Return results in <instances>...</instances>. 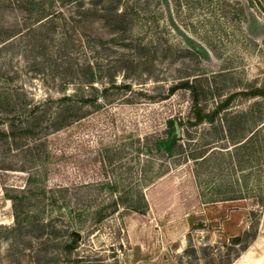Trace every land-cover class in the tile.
Here are the masks:
<instances>
[{"label":"rangeland","instance_id":"374dc122","mask_svg":"<svg viewBox=\"0 0 264 264\" xmlns=\"http://www.w3.org/2000/svg\"><path fill=\"white\" fill-rule=\"evenodd\" d=\"M184 80L205 112L246 115L235 132L264 121V0H0V264H264V157L252 144L233 165L228 139L208 146L191 93H170ZM74 94L81 119L53 132L48 114L28 153L4 136ZM176 118L186 152L161 157ZM7 191L24 206L16 231Z\"/></svg>","mask_w":264,"mask_h":264},{"label":"trees","instance_id":"16d2710c","mask_svg":"<svg viewBox=\"0 0 264 264\" xmlns=\"http://www.w3.org/2000/svg\"><path fill=\"white\" fill-rule=\"evenodd\" d=\"M48 14H41L35 22H41L44 19H48ZM96 79L94 77L90 78L88 80L89 84H92ZM117 88H126L129 89L130 86H116ZM94 89V88H93ZM181 89L183 91H189L193 97V106L190 109L189 118H188V125L189 127H198L203 124L209 125V131L211 133V142L208 143V146H211L213 143H217L219 141H222L224 139H228L230 143L234 146V151L236 152V156L232 155L230 164L233 165L237 164L241 166L242 161V154L247 153V148L254 144L255 150L254 152V159L256 163H259L262 158L264 157V135H261L263 138H261L260 134L261 131L264 129V121L263 118H261L258 114L253 119V125L251 126V132L249 135H242V133L235 132L233 129L234 125L238 128L241 126L242 123H246V115H244V120H241L239 122L234 121L235 123L226 122L224 119L219 118L221 106L218 107L216 110L212 112H205L204 109L200 106L198 102V91L196 86L192 84L189 80L181 81L176 87H172L170 89V93H173L175 90ZM76 94L72 96L64 95L62 98H60L57 102V107L55 110H52V104L55 102L51 99H49L45 105L44 108H39L31 114V116L25 117L22 119L19 123H13L10 127V134H5L4 136L8 139L11 138L12 143L14 147L17 150H20L21 152H26L30 150V147L28 146V140L32 135H35L36 132L43 130V120L47 118L48 114L49 117L47 118L48 126L49 128L45 129H51L53 132L60 131L74 122L81 119L80 114V107L78 106V101L75 99ZM91 102V100H86V103ZM241 116H236L235 120L237 118H240ZM176 125L180 129H183V122L179 119H169L167 122V136L165 138H160L155 142V148L157 152L161 155V157H178L182 156L186 151V144H185V135L189 136V131L186 130V132H181V136L178 137L176 133ZM261 126V127H260ZM260 127V128H259ZM44 131V130H43ZM43 142H38L37 146H41ZM192 159L195 161H205L208 157L206 155V152L204 150H200L199 152H195V154H192ZM39 158V157H38ZM37 158L35 159V161ZM2 169V168H1ZM27 168H23L22 171H26ZM31 179V176L29 177ZM7 191L6 196L12 200L13 202V210H14V216L16 223L13 227V230H19L21 227L24 226V223L21 221L22 211H23V202L18 201L17 197L11 196ZM141 198H143L142 195H140ZM225 200V199H223ZM219 200V201H223ZM216 202V200H213ZM115 206H119V201L117 200L114 202ZM124 207L134 210L136 212L143 213L139 210V208L135 207L133 204H126ZM248 234H244L242 236H237L233 238L232 244L234 245H241V250L244 251L249 247V243L247 241ZM80 236L78 233L73 232L70 235V241L65 244L61 248V252L63 255H65L68 258H71V256H79L78 248L81 245ZM237 254V256H239ZM77 259V258H76ZM78 260V259H77Z\"/></svg>","mask_w":264,"mask_h":264},{"label":"water","instance_id":"95a60500","mask_svg":"<svg viewBox=\"0 0 264 264\" xmlns=\"http://www.w3.org/2000/svg\"><path fill=\"white\" fill-rule=\"evenodd\" d=\"M176 133L178 137L181 136L180 128L178 127V125H176Z\"/></svg>","mask_w":264,"mask_h":264}]
</instances>
